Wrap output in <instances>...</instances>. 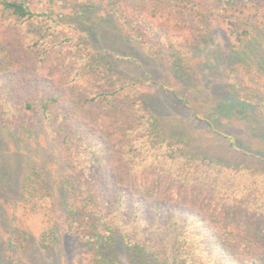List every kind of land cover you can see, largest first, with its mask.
Here are the masks:
<instances>
[{"label":"trees","instance_id":"obj_1","mask_svg":"<svg viewBox=\"0 0 264 264\" xmlns=\"http://www.w3.org/2000/svg\"><path fill=\"white\" fill-rule=\"evenodd\" d=\"M153 1L0 0V195L11 193L5 185L13 175L23 180L11 214L4 212L0 264H25L24 256L49 253L64 237L66 264H123L118 239L131 264H264V171L193 157L169 140L144 84L116 74L93 35L70 22L104 9L186 82L209 25L229 29L230 93L255 108L258 119L245 122L264 137V0ZM157 11L169 19L162 28ZM203 121L244 150L212 118ZM33 124L62 163L56 190L46 187L43 167L7 153L3 132ZM36 215L37 248L29 229Z\"/></svg>","mask_w":264,"mask_h":264},{"label":"rangeland","instance_id":"obj_2","mask_svg":"<svg viewBox=\"0 0 264 264\" xmlns=\"http://www.w3.org/2000/svg\"><path fill=\"white\" fill-rule=\"evenodd\" d=\"M113 1L136 5L149 0H106ZM150 2L153 4L154 1ZM106 6L107 3H104L103 8ZM66 7L60 6L58 11L64 15L73 14L71 8ZM157 16L159 22L157 26L160 28L166 26L165 20H169L166 15L162 17L157 11ZM213 20L215 22V19ZM70 22H77L80 29L88 30L93 35L95 45L104 51L116 74L140 80L144 84L153 115L169 140L181 145L184 151L193 157L203 155L221 164L242 165L264 171L262 157L255 154L258 153L257 149L264 151V137L255 136L247 128L249 122H245L247 116L258 119L255 108L240 102L230 93L229 70L236 62L230 47L235 38L229 33V29L209 25L211 28L208 43L203 50L196 53L190 65L194 69L192 75L194 78L192 80L188 78L186 82L165 57L155 59L149 55L141 43L130 38L117 18L106 14L104 9L96 8ZM67 30L76 32L72 28ZM216 101L217 106L214 107ZM193 110L199 114L200 119L193 114ZM204 118H212L217 122L218 129L222 128L225 132L233 134L238 143L245 145L244 150L232 147L230 140L214 132L203 121ZM3 134L7 137L6 150L9 155L23 154L29 159L30 162L27 164L32 168L43 167L47 188L56 190L58 186L60 187L64 172L62 163L52 154L50 143L37 124L13 132L4 131ZM10 160L12 161V158ZM115 172L116 176L122 177L120 172L117 170ZM21 178L13 175L11 183L5 185L11 193L0 195V260L4 254L6 239L4 212L7 215L11 214L17 187L23 182ZM119 182L124 183L120 179ZM2 187L4 186L0 184V188ZM127 188L132 187L127 185ZM55 198L59 200L60 194H56ZM29 229L32 242L37 248L41 230L40 216L30 218ZM32 252L24 256L25 264H66L70 250L64 237L49 253L40 249ZM116 254L123 264H131L130 253L121 239L117 240Z\"/></svg>","mask_w":264,"mask_h":264}]
</instances>
